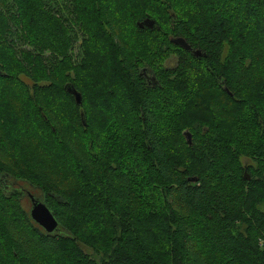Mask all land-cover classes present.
Returning a JSON list of instances; mask_svg holds the SVG:
<instances>
[{
    "label": "trees",
    "instance_id": "obj_1",
    "mask_svg": "<svg viewBox=\"0 0 264 264\" xmlns=\"http://www.w3.org/2000/svg\"><path fill=\"white\" fill-rule=\"evenodd\" d=\"M0 264H264V0H0Z\"/></svg>",
    "mask_w": 264,
    "mask_h": 264
},
{
    "label": "water",
    "instance_id": "obj_2",
    "mask_svg": "<svg viewBox=\"0 0 264 264\" xmlns=\"http://www.w3.org/2000/svg\"><path fill=\"white\" fill-rule=\"evenodd\" d=\"M154 21L155 20L152 17L146 16L142 20H138L137 24L139 27H143L145 25L148 27H152ZM171 40L184 48L191 49L193 54L195 55L205 54L204 52L201 51L200 48L192 49L191 45L182 36H174L171 38ZM152 77L154 80H156L155 75H153ZM65 87L69 92H71L74 95L77 102L81 101V93L74 87L72 83L67 82L65 84ZM183 133L187 141L191 142V133L188 130H184ZM244 175L246 178L250 177V175L247 172H245ZM190 178L193 180L195 179V177H190ZM31 203L32 206L29 210V214L32 220L35 223H37L41 228H43L45 232L47 233L54 232L58 227V221L56 220L55 215L51 212V210L46 206L44 202L40 200H36L32 196H31Z\"/></svg>",
    "mask_w": 264,
    "mask_h": 264
},
{
    "label": "flooded vegetation",
    "instance_id": "obj_3",
    "mask_svg": "<svg viewBox=\"0 0 264 264\" xmlns=\"http://www.w3.org/2000/svg\"><path fill=\"white\" fill-rule=\"evenodd\" d=\"M141 74L147 83L151 84V83L156 81L152 77L154 74L150 68L146 69L145 67H143ZM24 182L25 181L19 180V179H15V180L7 179L6 182L4 183V186H5L6 190H10V189L15 188L17 186H20L22 190L25 189V196L23 197L22 202L23 201L26 202V204H28V210H30V208L32 206L31 195H32V197L34 195H38L39 191L37 188H33V187L29 188V187L25 186ZM33 198L36 199L35 197H33ZM36 200H39V199H36Z\"/></svg>",
    "mask_w": 264,
    "mask_h": 264
},
{
    "label": "rangeland",
    "instance_id": "obj_4",
    "mask_svg": "<svg viewBox=\"0 0 264 264\" xmlns=\"http://www.w3.org/2000/svg\"><path fill=\"white\" fill-rule=\"evenodd\" d=\"M80 42V38L76 39L75 42H74V45H73V56H75V54L77 53L76 52V48L78 47V43ZM71 51V52H72ZM175 60L176 58L174 56H170V57H167L164 61L165 64H168V65H173L175 63ZM241 161L244 163V164H247L248 162H252L248 157L246 156H242L241 157ZM25 186H27V184L25 183ZM25 206L28 207V204H25ZM84 249L87 251V252H90V249L89 248H86L84 247Z\"/></svg>",
    "mask_w": 264,
    "mask_h": 264
}]
</instances>
